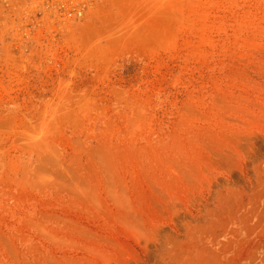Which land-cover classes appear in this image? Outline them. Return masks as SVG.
<instances>
[{"label": "rangeland", "instance_id": "rangeland-1", "mask_svg": "<svg viewBox=\"0 0 264 264\" xmlns=\"http://www.w3.org/2000/svg\"><path fill=\"white\" fill-rule=\"evenodd\" d=\"M80 2L0 0V264H264V0Z\"/></svg>", "mask_w": 264, "mask_h": 264}, {"label": "built area", "instance_id": "built-area-1", "mask_svg": "<svg viewBox=\"0 0 264 264\" xmlns=\"http://www.w3.org/2000/svg\"><path fill=\"white\" fill-rule=\"evenodd\" d=\"M72 1L73 0H7V2H16L21 3V5H29L30 7L28 10H30L29 12L31 13L56 11L62 14L64 18H70L71 16L78 17L81 15L82 8H84V6L80 2V5L73 7Z\"/></svg>", "mask_w": 264, "mask_h": 264}]
</instances>
